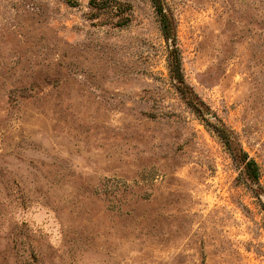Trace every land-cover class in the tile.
<instances>
[{
	"label": "rangeland",
	"instance_id": "rangeland-1",
	"mask_svg": "<svg viewBox=\"0 0 264 264\" xmlns=\"http://www.w3.org/2000/svg\"><path fill=\"white\" fill-rule=\"evenodd\" d=\"M162 4L232 149L151 0H0V264H264V0Z\"/></svg>",
	"mask_w": 264,
	"mask_h": 264
},
{
	"label": "trees",
	"instance_id": "trees-1",
	"mask_svg": "<svg viewBox=\"0 0 264 264\" xmlns=\"http://www.w3.org/2000/svg\"><path fill=\"white\" fill-rule=\"evenodd\" d=\"M155 12L158 15L159 22H160V30L163 38L167 43L168 54H167V62H168V70L171 77L174 79L176 83V88L179 92L185 97L187 104L190 105L201 117L206 120L207 125H211L213 130L217 133V135L222 139L225 145L228 148H231L230 139L226 130L217 123L209 122V119L205 116L204 110L201 106L192 98V94L187 90L183 75L181 72V62L180 57L175 46L174 42V34L172 31L171 24L169 22L168 16L163 9L162 0H151ZM211 123V124H210ZM232 149V148H231ZM234 156H237L238 160L243 163V169L245 174L247 175L250 182H254L256 180L257 174L255 171V166L253 162L247 159L246 154L243 151L235 152L231 150ZM261 207L264 212V200L261 201Z\"/></svg>",
	"mask_w": 264,
	"mask_h": 264
}]
</instances>
